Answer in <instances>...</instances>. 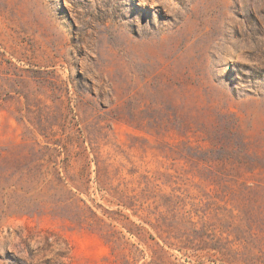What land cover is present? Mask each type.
<instances>
[{"label":"rangeland","instance_id":"1","mask_svg":"<svg viewBox=\"0 0 264 264\" xmlns=\"http://www.w3.org/2000/svg\"><path fill=\"white\" fill-rule=\"evenodd\" d=\"M0 264H264V0H0Z\"/></svg>","mask_w":264,"mask_h":264}]
</instances>
